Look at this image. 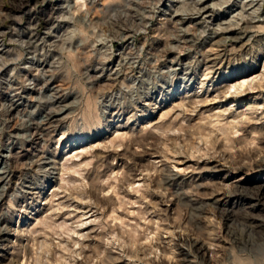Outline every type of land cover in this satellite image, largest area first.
<instances>
[{"label": "rangeland", "instance_id": "1", "mask_svg": "<svg viewBox=\"0 0 264 264\" xmlns=\"http://www.w3.org/2000/svg\"><path fill=\"white\" fill-rule=\"evenodd\" d=\"M262 159L264 0H0V264H264Z\"/></svg>", "mask_w": 264, "mask_h": 264}, {"label": "bare ground", "instance_id": "2", "mask_svg": "<svg viewBox=\"0 0 264 264\" xmlns=\"http://www.w3.org/2000/svg\"><path fill=\"white\" fill-rule=\"evenodd\" d=\"M246 83H247V80H243L241 83H239L237 86H232V87H230V88H228V89H236L237 91L238 90H240V89H242V88H244L245 87V85H246ZM228 89H227V91H228ZM232 125L233 124H231V128H232ZM234 128H236V127H234ZM237 129V128H236ZM240 139V138H239ZM224 141H226V140H224ZM227 146H229V145H227ZM246 153V152H245ZM257 155V154H256ZM227 157V156H226ZM225 159V158H224ZM262 160H264V159H262ZM239 171H240V168H239ZM238 173V172H237ZM239 174L241 175V171L239 172ZM137 261V260H136ZM135 261V262H136ZM142 261V260H141Z\"/></svg>", "mask_w": 264, "mask_h": 264}]
</instances>
